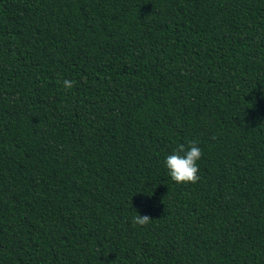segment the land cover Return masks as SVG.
Returning <instances> with one entry per match:
<instances>
[{
  "label": "trees",
  "instance_id": "trees-1",
  "mask_svg": "<svg viewBox=\"0 0 264 264\" xmlns=\"http://www.w3.org/2000/svg\"><path fill=\"white\" fill-rule=\"evenodd\" d=\"M0 264H264V0H0Z\"/></svg>",
  "mask_w": 264,
  "mask_h": 264
},
{
  "label": "clouds",
  "instance_id": "clouds-1",
  "mask_svg": "<svg viewBox=\"0 0 264 264\" xmlns=\"http://www.w3.org/2000/svg\"><path fill=\"white\" fill-rule=\"evenodd\" d=\"M62 83L64 88L71 89L74 81L65 79ZM201 155L202 150L194 141L189 142V146L187 148L180 145L171 154L166 155L164 166L167 169V173L172 181L177 184L196 183L199 180L198 161L200 160ZM133 219L135 223L143 225L149 220V217L137 214L133 217Z\"/></svg>",
  "mask_w": 264,
  "mask_h": 264
}]
</instances>
